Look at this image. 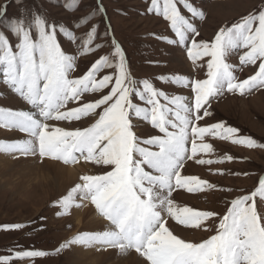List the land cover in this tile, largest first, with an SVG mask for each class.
Here are the masks:
<instances>
[{
	"label": "snow or ice",
	"instance_id": "1",
	"mask_svg": "<svg viewBox=\"0 0 264 264\" xmlns=\"http://www.w3.org/2000/svg\"><path fill=\"white\" fill-rule=\"evenodd\" d=\"M79 4L80 0H71L65 10L80 11ZM146 4V13L168 22L173 38L166 43L183 47L194 67H206L205 79L158 78L190 88L194 98L169 95L152 80L135 78L125 50L108 38L107 28L103 37L99 25L77 36L80 19L65 25L22 8L21 15L4 20L8 30L0 31V84L27 107H0V128L18 130L26 138L0 142V152L50 158L65 165L83 160L106 169L102 174L82 175L55 206L67 215L90 203L107 227L80 233L61 244L57 255L79 245L115 249L120 256L135 252L144 264H264V214L257 211V198L264 203V178L250 194L227 202L224 214L179 206L173 197L177 190L200 193L216 188L208 180L184 175L188 161L211 166L234 159L231 155L205 158L215 154L209 138L264 149V144L223 122L200 123L211 115V101L225 92L243 96L264 89V8L221 26L210 41H204L197 39L200 32L194 23L204 13L189 0H146ZM96 12L106 14L99 0L92 18ZM6 15L7 4L0 5V18ZM90 24L88 20L83 26ZM101 39L106 42L98 43ZM62 41L74 51L67 52ZM105 48L109 54L73 77L79 70L78 57ZM237 52L239 65H234L229 61ZM245 67L254 68V74L240 80L236 72ZM86 96L95 98L86 100ZM82 120L93 122L82 129L59 126ZM138 122L159 135L141 139L135 131ZM170 220L214 234L200 242L187 241L174 234ZM21 227L5 226L4 230ZM46 255L39 250L19 251L0 257V264Z\"/></svg>",
	"mask_w": 264,
	"mask_h": 264
},
{
	"label": "rangeland",
	"instance_id": "2",
	"mask_svg": "<svg viewBox=\"0 0 264 264\" xmlns=\"http://www.w3.org/2000/svg\"><path fill=\"white\" fill-rule=\"evenodd\" d=\"M70 2L71 0H23L22 4H17L16 0H0V5L7 4V15L5 18H0V31L8 30L4 20L18 17L21 15L22 8L45 14L51 21L65 25L80 19L82 26L76 32L77 36H83L91 26L99 25L102 37L107 28L108 38H114L125 50L135 78L150 79L157 88L169 95L194 98V93L190 88H179L174 84L162 83L158 78L178 75L191 80L205 79L206 67H194L187 57L184 58L187 65L182 63L183 60L178 59L181 47L166 43L167 39L173 38L168 22L160 16L146 13V0H99L106 14L96 12L95 18H92V13L98 0H80V11H66L65 5ZM189 2L204 13L202 20L197 18L194 21L200 32L197 39L204 41H210L221 26L230 25L250 12L264 8V0H189ZM184 14L190 16L187 12ZM88 20L91 24L83 26ZM105 42L103 39L98 41V43ZM62 45L67 52L74 51L63 41ZM106 54H109L107 48L93 55L78 57L79 70L73 74V77L81 75L92 62ZM239 54V52L233 54L229 62L239 65ZM183 55L186 56V52ZM254 71L252 67H245L242 71L237 70L236 75L243 80L253 75ZM94 98V96L85 97L86 100ZM0 107L18 110L26 109L27 106L18 96L0 84ZM209 111L211 115L200 121L201 125L223 122L227 126L239 129L241 135L250 136L258 143L264 144V89H254L243 96L238 93L225 92L211 101ZM92 122L91 120H82L72 124L62 122L59 126L67 129H82L90 126ZM1 131L7 133L14 131V133L25 135L18 130L0 128V139L5 137ZM135 131L141 139L159 135L157 130L144 122H138ZM208 142L213 144L215 154L205 158L215 160L231 155L234 159L211 166L188 161L183 174L208 180L216 188L200 193L177 190L173 193V197L179 206L224 214L228 207L227 202L237 196L250 194L258 187L259 179L264 178V149H248L211 138ZM81 161L79 163H85L91 167L88 166V172L85 174H102L106 170L90 162ZM61 164L68 168L73 166L65 165L63 162ZM217 172L224 174L218 175ZM82 175L84 174L77 176V182L73 186L80 182ZM8 182L9 185L6 186ZM19 186V179L16 181L15 178L0 170V257L19 251L39 250L46 252L47 255L35 258V260L16 261V264H89L76 254L75 249H79L76 246L75 249L73 246L59 255L56 254V249L61 244L81 233V231L78 232L80 229L77 228L76 222L69 220L70 213L61 215L55 206L57 200L73 186L64 194L59 193L58 189L52 185L37 186L33 183L24 190H20ZM87 205L91 204L87 203ZM257 211L264 214V203L259 198H257ZM94 212L102 219L96 211ZM102 220L107 223L106 220ZM11 225L22 227L19 230H4L5 226ZM169 227L174 234L192 242H200L214 234L209 231L187 229L176 225L171 220Z\"/></svg>",
	"mask_w": 264,
	"mask_h": 264
},
{
	"label": "bare ground",
	"instance_id": "3",
	"mask_svg": "<svg viewBox=\"0 0 264 264\" xmlns=\"http://www.w3.org/2000/svg\"><path fill=\"white\" fill-rule=\"evenodd\" d=\"M183 53L185 52L181 47L179 50L178 59L183 60L182 63L187 65V62L184 61L186 56H184ZM148 129H150V127ZM2 133L5 135V137L0 139V142H11V140L17 141L26 138L25 135L14 133V131L10 133ZM88 166L89 165L85 163H77L71 166V168H68L63 166L61 161L58 162L57 160L50 158L41 160L38 156L24 157L18 156L17 154L0 152V170H3L4 174H8L12 178H15L16 181L19 179L20 190H24L26 187H29L35 183L37 186L52 185L58 189L59 193L64 194L67 189L72 187L73 184L77 182V176L79 174H85L88 172L90 167ZM8 185L9 182L6 186ZM85 204L86 206H83L79 209L73 208L70 211L71 216L69 220H74L76 222L77 228L80 229L78 232H99L105 230L107 223L96 216L94 212L96 211L94 206L87 205V203ZM76 247L79 248L75 249L74 246L76 254L81 258H84L89 264H144L143 258L135 253H129L126 256H120L117 254V250L115 249H111V251H104L97 250L96 248H86L79 245Z\"/></svg>",
	"mask_w": 264,
	"mask_h": 264
}]
</instances>
